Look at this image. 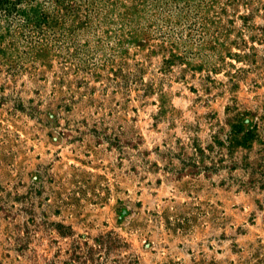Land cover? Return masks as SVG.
Returning a JSON list of instances; mask_svg holds the SVG:
<instances>
[{
	"label": "rangeland",
	"instance_id": "374dc122",
	"mask_svg": "<svg viewBox=\"0 0 264 264\" xmlns=\"http://www.w3.org/2000/svg\"><path fill=\"white\" fill-rule=\"evenodd\" d=\"M0 264H264V0H0Z\"/></svg>",
	"mask_w": 264,
	"mask_h": 264
},
{
	"label": "trees",
	"instance_id": "16d2710c",
	"mask_svg": "<svg viewBox=\"0 0 264 264\" xmlns=\"http://www.w3.org/2000/svg\"><path fill=\"white\" fill-rule=\"evenodd\" d=\"M243 124H245V121H241V123L239 124L241 128H243ZM202 151V150H201ZM203 152V151H202Z\"/></svg>",
	"mask_w": 264,
	"mask_h": 264
}]
</instances>
